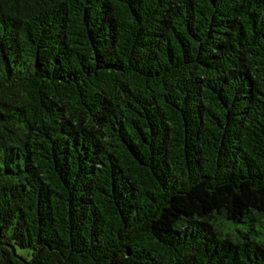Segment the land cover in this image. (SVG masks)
<instances>
[{
    "label": "trees",
    "instance_id": "trees-1",
    "mask_svg": "<svg viewBox=\"0 0 264 264\" xmlns=\"http://www.w3.org/2000/svg\"><path fill=\"white\" fill-rule=\"evenodd\" d=\"M0 264H264V0H0Z\"/></svg>",
    "mask_w": 264,
    "mask_h": 264
}]
</instances>
